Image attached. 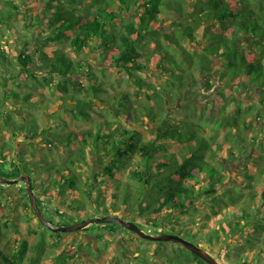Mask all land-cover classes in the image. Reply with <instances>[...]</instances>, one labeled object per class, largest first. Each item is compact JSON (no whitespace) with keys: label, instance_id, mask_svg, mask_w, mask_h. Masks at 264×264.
I'll return each instance as SVG.
<instances>
[{"label":"trees","instance_id":"1","mask_svg":"<svg viewBox=\"0 0 264 264\" xmlns=\"http://www.w3.org/2000/svg\"><path fill=\"white\" fill-rule=\"evenodd\" d=\"M110 67L132 89L109 96L114 84L100 73ZM1 78L6 86L0 97V175L13 178L25 171L32 182L35 177L38 202L52 222L67 224L77 213L61 199L51 204L50 197L61 198L60 189L82 207L101 200L94 198L96 188L106 189L112 207L124 184L129 196L140 188L144 199L134 216L156 233L167 231L166 218L174 217L176 224L181 216L189 221L191 214L205 221L201 228L209 243L236 234L249 241L255 237L264 258V142H259L264 0H0ZM39 85L55 86L63 100L44 114V124L29 109L33 96L45 101L32 91ZM22 86L33 89L22 92ZM62 113L70 120H61ZM77 119L89 126L81 128ZM49 138L57 144L42 142ZM30 144L63 145L68 159L47 163L46 173H40L43 167L30 169L26 161L28 156L41 161L35 152L25 153ZM94 155L103 165L100 183L98 175H86ZM235 160L242 167L240 181L221 169L232 171ZM6 162L10 170L3 168ZM126 170L134 182L123 179ZM48 184L55 187L54 195ZM7 195L0 190V264H41L43 259L44 264H76L79 245L68 246L57 258L46 254V236L40 237L31 222L37 216L30 200L23 201V216L16 215L13 195L12 200ZM228 211L232 217L225 216ZM106 223L100 224L106 228ZM182 226L175 229L183 231ZM212 230L217 237L209 234ZM138 238L128 237L120 247L127 263L116 256L108 264H208L182 244L184 253L166 245L152 250L135 243ZM51 239L58 245V238ZM91 244L92 251H101ZM136 251L140 255L133 258ZM228 255L234 264H250L241 254Z\"/></svg>","mask_w":264,"mask_h":264},{"label":"rangeland","instance_id":"2","mask_svg":"<svg viewBox=\"0 0 264 264\" xmlns=\"http://www.w3.org/2000/svg\"><path fill=\"white\" fill-rule=\"evenodd\" d=\"M214 29L216 31L220 30V28L218 26H216ZM66 44L68 47L69 44L68 43H66ZM152 46H153V44L151 43L150 47H152ZM29 47H30L29 49H32L31 46H29ZM17 49H20V47L17 46V48H15V52H17ZM67 50H68V53H72V50L70 48ZM149 50H151V48ZM102 64L103 63H97V65H102ZM33 68H35L34 63H33ZM100 74L102 76H104L106 81H112L114 84L113 85L114 88L108 87L109 96L113 95L115 93V91L129 90V89H132V87H133L130 83L128 84L124 80L123 74L120 73V71H118L117 68L110 67L104 73H100ZM82 80L84 82H86V79L82 78ZM5 86H6L5 82L1 78L0 97H2V91H4ZM19 89L22 92H26V91L32 90L33 88H30L27 86H22ZM32 91L35 94L36 93L42 94V96L45 100L43 102V100H41L39 96H33L32 97L33 105L29 106V109L31 110V112L37 118H39V120L44 124L45 123L44 120L46 118V115H44V114H46L47 112L55 110L57 107H59L63 103V100H61L59 98V92L55 86H53L52 89H46L45 87L39 85V86H37V88H35V90H32ZM79 97L89 99L90 94L80 93ZM142 97H144V95L141 94L140 98H142ZM75 108H76L77 113L80 114V117L82 118V113L79 112L78 107L75 106ZM186 113H187V110H186V112H181L183 117H184V115H186ZM57 116H58V118H60L59 114H57ZM64 119L70 120V116L67 113H62L61 120H64ZM76 122L78 123V125L81 128H86L89 126L88 123L84 122L81 119H77ZM2 128H4V127H2ZM255 131L258 132V129H256ZM253 134L254 133L251 132V135H253ZM19 138H24V134L19 136ZM260 141H261V143L264 142V132L263 131L260 132V135H259V142ZM9 142H11V140ZM42 142L57 144V142L53 138L44 139V141H42ZM226 146H228V144H226L225 147ZM24 147H25L24 148L25 153L26 152L32 153V151H33V152H35V154H38L41 156V159H40L41 163L39 161H37L36 157L31 158L28 156L26 158V161H28L30 163V169L33 168L34 166L36 167V165L41 169V167H43V165H45L47 163L62 164L64 162H66L68 159L67 150H66L65 146H63V145L45 146V144H43L41 147L36 148L30 144V145L24 146ZM11 155H13V154L11 153ZM10 158H12V156H10ZM16 158H17V160L15 162L18 165H20L19 157H16ZM32 160H35V161H32ZM212 162L215 165L218 164V162L216 160H213ZM234 163H235V165L232 168L233 170L230 172H228V170L226 168L225 169L221 168V169L225 173L227 172L228 176L230 178H232L233 180L240 181L239 179H241L240 178L241 174L239 172V169L242 168L241 163L237 162L236 160L234 161ZM33 164H35V165H33ZM3 168L6 170L7 169L10 170L11 169V163L10 162L4 163ZM43 168L41 169L40 173H46L47 169L46 168L43 169ZM87 169H88L87 170L88 174L86 173L87 176L89 175L92 177L94 175H98V183H100V181L103 182L105 180L104 179L105 176L103 174H101V172H100L103 169V165L99 162V160L97 159V157L95 155L93 156V158H91V164H90V166H88ZM123 176H124L123 179H125L126 181L132 180V178L129 175V172L127 170L124 171ZM53 178H52V180H53ZM92 178L94 179V177H92ZM258 178L262 179L261 176H258ZM42 179L46 180L47 178L43 177V178H41V180ZM35 181L36 180L34 177L33 182L35 183ZM132 182H134V180H132ZM19 186H21L23 190H27L26 184L23 182L18 183L17 185L13 184L12 185V191L14 194L13 196H15V197H13V200L15 199V201L18 203L23 202L26 199H28V201H29L28 195L25 196L22 192L18 191ZM48 186L50 187L49 190L54 195V193H56L55 187L51 186L50 184H48ZM115 186L116 185L113 184L112 188H114ZM102 187H103V185L101 184L100 188H102ZM141 189H142V187H141ZM60 190H61L60 191L61 198H59V196H56V195L50 197L51 204L53 203V206H57L61 203L60 202V199H61L62 202L67 207H70L74 210H77V213H74L75 216L73 215L72 217H70L68 220L69 223H67V224L78 223V222L87 220L91 217L102 216L103 214L106 213V210H107L106 208L110 209L109 214H115V215H118L122 218L140 223V220L134 216L135 215L134 210L140 209V203L144 199L142 193L139 194V192H138L140 190V188L136 189L135 194L129 196V194L127 193L128 187L126 185L122 184V186H120L121 199L118 201V203H116V205H114L115 207L114 206L111 207V203H108L106 201L105 194L103 193L106 189L101 190L99 188H96L94 190V195H95L94 198L97 199L99 197L101 200L97 199V202H95L96 204H92V201L89 199L90 201H87V204H86L87 206H83V207L81 206L83 204L78 202L77 198H75V197L71 198L69 194H67V193L65 194L63 189H60ZM35 192H36V189H35ZM109 194L111 195L110 192H109ZM105 201H106V203H103ZM199 204L201 206H203L204 212H208L207 205H203L201 203H199ZM126 205H127L126 209L122 210L125 208ZM113 207L117 208L119 211H114ZM44 213L48 217V219L50 221H52V217L49 214H47V211H44ZM176 214L177 213L174 212V215H176ZM194 214L196 216L198 215L197 212H194ZM220 215H224V214H220ZM189 216L191 218L189 221L184 222L189 217L181 216L180 218H178V220H177L178 223H176V224H175L174 217L166 218L165 223H166L168 228L166 227L167 231H165V232L179 234L181 236L188 238L189 240H191L193 242L199 243L200 245H202L204 248L208 249L209 251L216 252L217 256L219 255V258L222 261L231 259L230 257L228 258V256H229L228 252H229V254L231 256L236 255L237 253L241 254L244 261H247L250 264H261V262H264V258L261 259V255L259 254V253H261L260 248H259L260 245L258 244V241L256 240L255 237L251 238L252 241H249L248 238L242 239L241 238V237H243L242 235L238 236L236 234V235L228 236L225 238L223 237L222 241H220L219 243H216V245H213V244L209 243L208 240H206L207 237H203L204 228H201V225L205 221L203 219H197L194 216H192L191 214H189ZM225 216L232 217V212L231 211L226 212ZM31 222H32L34 228L39 230L38 233H39L40 237L46 236V243H45V253L46 254H50L52 256L55 255V258H57V254L62 253L68 246H70V245L78 246L79 245L78 246V252L80 253V255L76 259V264H106L107 262H109L112 259V256H115V254H118L120 256V254L122 253V252H120V251H122V249L120 247H123L124 242H125L123 239L126 238V236H128L130 239L135 238L132 235H129L130 234L129 232L126 233L124 229L119 227V225H117L115 223H113L114 224L113 225L112 223H109V222L106 223V224H109V226L106 228L102 227L100 223H93L89 227H87L86 229L78 230L75 232H56V233H53L47 227L40 225L37 217L33 218V220ZM182 222H183V226H182L183 231L175 229L176 226L180 227ZM140 225H142L143 228L147 232L156 233V229L151 228V226H148L147 224L143 225V223H140ZM112 226L115 227V231H112V232L108 231V230H111ZM186 227H189L192 230L186 231L187 230ZM221 229L223 231L222 233H224L225 232L224 229L222 227H221ZM162 232H164V231H162ZM194 233H197L199 235L198 236L199 239H196L194 237L195 236ZM210 233H212L211 235H214L215 237H217V235H216V233H218L217 231L215 232L214 230H212L211 232H209V234ZM52 237L58 238V240H57L58 245L53 246L51 244V242L53 241L51 239ZM92 242L94 244H96L98 246V248H100L104 252L100 253V252L92 251L93 250L92 246H91ZM135 243L141 244L142 246H146V247L148 246L152 250L158 249L160 247V245H166L167 246L166 249L169 251L171 248V249H176L179 253L180 252H182V253L186 252V251H184L185 249L181 248V246L178 243L165 242V241L156 242V241H152V240L145 239V238L144 239L138 238L135 241ZM126 244H128V242H126ZM233 248H235V249H233ZM119 249H121V250H119ZM179 253H176V254H179ZM176 254L173 255L174 258L176 257L175 256ZM103 258H104V260H103ZM45 262L43 259L41 264H44Z\"/></svg>","mask_w":264,"mask_h":264},{"label":"water","instance_id":"3","mask_svg":"<svg viewBox=\"0 0 264 264\" xmlns=\"http://www.w3.org/2000/svg\"><path fill=\"white\" fill-rule=\"evenodd\" d=\"M20 181H24L26 184L27 194L29 196V200L31 203L32 208L34 209L36 216L39 222L54 232H75L78 230H82L84 228L89 227L93 223H105V222H114L118 223L121 226L133 230L139 236L145 239L154 240V241H170L182 244L187 249L193 251L201 258H203L208 264H233L227 263L222 260H219L215 257L208 249L204 248L203 246L197 244L189 240L188 238L181 236L179 234L168 233V232H160V233H149L147 232L142 225L138 222H134L125 218H122L115 214L105 213L102 216L91 217L87 220L78 222V223H71V224H56L48 219L45 215L44 211L42 210L39 202L38 197L35 192L32 178L29 174H21L17 178H8L4 175H0V183L2 184H15L19 183Z\"/></svg>","mask_w":264,"mask_h":264},{"label":"flooded vegetation","instance_id":"4","mask_svg":"<svg viewBox=\"0 0 264 264\" xmlns=\"http://www.w3.org/2000/svg\"><path fill=\"white\" fill-rule=\"evenodd\" d=\"M21 174H26V172L25 171H23ZM21 174H19L17 177H19ZM28 174V173H27ZM17 177H13V178H17ZM8 178H10V177H8ZM21 182H23V183H25L24 181H20L19 183H21ZM18 183H15V185H17ZM12 185L13 184H2V183H0V190H2V191H5L8 195L6 196V198H10L9 200H12V198L10 197V195H14L13 194V191H12ZM18 191H20V192H22L21 191V186H19V188H18ZM24 196V195H23ZM13 197H15V196H13ZM13 202V204H15L18 208H16V210H15V214L16 215H21V216H23V214L25 213V208L23 207V202H16L15 201V199L12 201ZM14 214V213H13ZM122 229H124L125 230V232L127 233V232H129L130 234L129 235H132L133 237H135V238H138L139 237V235L136 233V232H134L133 230H130V229H128V228H125V227H122ZM129 230V231H128ZM126 238H128V236H126ZM126 238H124L123 240L125 241V243L127 242L126 241ZM198 244V243H197ZM200 245V244H199ZM202 246V245H201ZM104 251H100V253H103ZM117 252V251H116ZM115 252V253H116ZM120 252H122V251H120ZM215 257H217L219 260H220V258H219V255L217 256V254H216V252H213V251H210ZM140 255V253H139V251H136L135 253H133V258L134 257H137V256H139ZM116 256H119L118 254H115V256H112V259L111 260H113ZM123 256V258H124V255H123V253H121L120 254V256L119 257H122ZM106 258V257H105ZM125 259V258H124ZM103 260H104V258H103ZM110 260V261H111ZM127 259H125V260H123L122 262H124V263H127V261H126ZM109 261V262H110ZM131 261V260H130ZM224 262H227V263H233V262H231L230 260H223ZM109 262H107L106 264H108ZM152 264V262H146L145 260H143L142 261V264ZM132 264H139V261H133V263ZM234 264V263H233Z\"/></svg>","mask_w":264,"mask_h":264}]
</instances>
